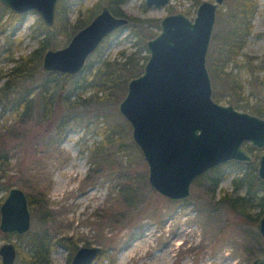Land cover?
I'll use <instances>...</instances> for the list:
<instances>
[{
	"label": "rangeland",
	"instance_id": "obj_1",
	"mask_svg": "<svg viewBox=\"0 0 264 264\" xmlns=\"http://www.w3.org/2000/svg\"><path fill=\"white\" fill-rule=\"evenodd\" d=\"M61 1L73 4L69 12L71 21L79 9L83 11L95 4L100 9L109 3V0ZM201 1L170 0L162 8H149L145 0H122L118 8L128 17L155 20L144 29L149 39L159 32V18L175 12L194 17ZM231 2L225 0L217 9L207 56L217 53V42L226 26L224 13ZM60 3L58 0L55 12ZM37 17L40 15L34 11L16 14L0 2L1 71L11 68L15 59L29 54L38 46L36 37L32 35ZM135 40L129 29L119 28L102 40L89 57L90 61H96L100 55L122 61L120 52L133 51ZM263 55L264 0H258L252 18V34L241 49L238 61L248 56L256 58L257 63ZM226 71L232 72L238 93L227 90L221 83L215 86L212 81L213 95H220L218 103L222 105L232 103L237 110L249 112L235 102L251 107L255 100L264 97V68L251 73L229 63ZM44 73L40 69L36 77L42 78ZM3 82L4 79H0V86ZM38 91L37 83L33 84L31 96L37 97ZM51 91H48L49 95ZM63 110L61 105L55 104L49 114L47 108L36 103L30 114L23 117L0 107V155L6 159L4 173H0V204L8 190L15 186L27 195L30 209L29 232L19 235L0 230V247L9 242L16 249L15 264H31L27 259L31 254L28 242L33 236L49 243V264H70L80 247L102 249L92 264H150V261L153 264H206L207 261L212 264H252L263 256L257 221L240 219L220 201L224 194L233 191L232 180L247 171L246 164L227 163L217 187L203 177L191 184L189 198L170 200L150 189L148 167L132 142L130 126L117 111V105L75 110L86 116L102 114L98 121L116 123V129H122L120 140L110 151V165L103 166L95 165L88 151L101 139L95 134L94 125L87 127L77 120L63 119L66 124L64 133L53 144L55 128L64 116ZM120 145L126 146L119 149ZM252 152L255 156L253 163L257 167V158L264 151ZM125 187L138 194V200L132 207H127L124 202L121 191L126 190ZM89 192L95 196L89 198ZM244 193L245 189L237 191L240 195ZM262 195L264 190L255 191V205L249 211L252 216L262 210L258 200ZM30 198L34 199L31 205ZM148 229L153 233L142 253L123 255L131 244L143 238ZM181 229L188 231L183 238L177 235ZM171 238L175 242L173 252L161 259V250ZM147 252L146 260L141 256Z\"/></svg>",
	"mask_w": 264,
	"mask_h": 264
},
{
	"label": "water",
	"instance_id": "obj_2",
	"mask_svg": "<svg viewBox=\"0 0 264 264\" xmlns=\"http://www.w3.org/2000/svg\"><path fill=\"white\" fill-rule=\"evenodd\" d=\"M58 0H0L16 14L34 11L46 26L54 23ZM225 0H202L194 17L175 12L161 17L159 32L145 40L148 54L140 75L127 82L117 111L131 129V140L148 167L150 189L167 199L190 197V186L207 171L227 163L250 165L254 153L264 151V117L239 111L232 103L213 99L207 54L216 24L217 9ZM170 0H145L148 7L162 8ZM128 19L115 16L103 6L66 45L47 49L41 69L76 75L102 40ZM257 179L264 183V152L257 158ZM27 195L11 187L0 204V230L19 235L29 232ZM263 256L252 264H264V213L257 221ZM102 251L80 247L70 264H92ZM16 249L6 242L0 247L2 264H15Z\"/></svg>",
	"mask_w": 264,
	"mask_h": 264
},
{
	"label": "trees",
	"instance_id": "obj_3",
	"mask_svg": "<svg viewBox=\"0 0 264 264\" xmlns=\"http://www.w3.org/2000/svg\"><path fill=\"white\" fill-rule=\"evenodd\" d=\"M121 1L109 0L107 4L116 16H126L118 8ZM72 5L61 1L55 12L54 23L50 27L46 26L40 17L36 18L32 27V35L36 37L38 46L29 54L21 55L18 59H15L11 68L4 71L0 70V79H4L0 86V107L3 111L10 109L16 115L26 117L33 110L36 103H40L44 108H47L49 114L55 104L61 105L64 109V116L55 128L53 144L64 133L66 124L63 119L77 120L87 127L94 125L95 134L100 136L101 139L88 148L90 158L95 165H110L108 159L111 156L110 151L120 140L123 134L122 129H116V123L98 121V117H102V114L86 116L75 112V110H88L93 106H97V108L116 106L122 100L126 94L128 80L140 75L143 71L148 58L144 45L145 40H147L144 29L153 24L155 20L128 17L129 24L126 28L129 29L130 34L136 37V40L133 51L120 52L122 61L109 60L100 55L93 62L90 61V55L83 71L79 74L68 75L60 72H45L42 78H38L36 74L41 69L44 52L52 47L64 46L76 32L86 26L100 11L98 4L87 7L83 11L79 9L76 18L71 21L69 12ZM257 5L258 0H232L227 12L224 13V24L226 26L217 42V53H211L207 56V68L214 85L221 83L227 90L236 94L238 92L235 91L236 84L232 72L226 71L229 63H232L235 68H245L251 73L264 68V55L259 58L257 63H255L256 58L248 56H244L241 61H238L241 49L252 34V18ZM35 83L38 85L39 93L37 97H32L31 89ZM50 89L52 94L49 95L48 91ZM213 99L218 102L221 98L219 94H214ZM235 103L244 110L248 109L249 112L264 117V97L255 100L251 107L247 104ZM124 147L120 145L119 149H124ZM246 149L252 152L248 144ZM5 167L6 159L3 155H0V173H4ZM119 167L123 169L121 163H119ZM223 168L224 165L216 167L196 180L206 177L212 186L217 187L224 176ZM246 168V172L232 180L233 191L224 194L220 201L240 219L255 223L264 213V195L258 199L260 205H262V210L255 216H252L249 211L255 205V191L257 189L264 190V183L257 179L255 163L247 165ZM242 189H245V193L243 195L237 194V191ZM121 192L127 207L136 204L138 194L133 189L127 188ZM29 201L30 205L34 203L33 198H30ZM28 245L31 254L27 259L31 264L50 263V245L48 242L38 236H33L30 238Z\"/></svg>",
	"mask_w": 264,
	"mask_h": 264
},
{
	"label": "bare ground",
	"instance_id": "obj_4",
	"mask_svg": "<svg viewBox=\"0 0 264 264\" xmlns=\"http://www.w3.org/2000/svg\"><path fill=\"white\" fill-rule=\"evenodd\" d=\"M72 177V176H71ZM89 198H92L93 196H95L93 193H87ZM84 194V195H87ZM83 195V196H84ZM85 199V198H84ZM84 199H82L81 201L84 202ZM95 199V198H94ZM87 202V200H86ZM83 204V203H82ZM81 204V205H82ZM141 221V220H140ZM144 222V221H143ZM147 223V222H146ZM145 225V224H144ZM148 226V225H146ZM152 231L151 229H148L146 232L143 233V238L139 239L138 241H136L135 243L131 244V246L129 248L126 249V251L124 252L123 255H135L137 253H140L144 247H146V245L148 244V242L150 241L151 237H152ZM188 231L186 229H181V231H179L177 233V235L181 238L185 237L187 235ZM174 243L173 242V238H171L167 244L165 245V247L161 250L162 255L160 256V258L162 259L164 256H170L173 252V247H174ZM149 252V251H148ZM147 253H145L144 255H142L141 257L146 259ZM142 253V252H141ZM151 253V252H150ZM172 257V256H171ZM154 258V257H153ZM150 259V258H149ZM170 259V258H169ZM147 260V259H146ZM165 260V259H164ZM162 261V260H161ZM156 262V261H155ZM154 262L150 261V264H153ZM156 264V263H155ZM160 264V263H159ZM206 264H212L210 261H207ZM226 264V263H223ZM229 264V263H228Z\"/></svg>",
	"mask_w": 264,
	"mask_h": 264
},
{
	"label": "flooded vegetation",
	"instance_id": "obj_5",
	"mask_svg": "<svg viewBox=\"0 0 264 264\" xmlns=\"http://www.w3.org/2000/svg\"><path fill=\"white\" fill-rule=\"evenodd\" d=\"M145 5H146V4H145ZM104 6H107V5H104ZM146 6H147V5H146ZM102 7H103V6H102ZM102 7H101V8H102ZM107 7H108V6H107ZM147 7H148V6H147ZM101 8H100V9H101ZM108 8H109V7H108ZM149 8H152V7H149ZM154 8H156V7H154ZM109 9H110V8H109ZM111 12H112V11H111ZM115 16H116V15H115ZM123 17H126V18L128 19V24H129V18H128V16H124V15H123ZM159 19H160V18H159ZM159 19H158V21H159ZM128 24H127V25H128ZM127 25H126V26H127ZM126 26H125V27H126ZM158 27H159V26H158Z\"/></svg>",
	"mask_w": 264,
	"mask_h": 264
}]
</instances>
